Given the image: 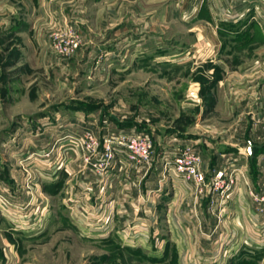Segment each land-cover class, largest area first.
<instances>
[{"label": "crops", "instance_id": "0c3cea01", "mask_svg": "<svg viewBox=\"0 0 264 264\" xmlns=\"http://www.w3.org/2000/svg\"><path fill=\"white\" fill-rule=\"evenodd\" d=\"M52 1L0 0V100L8 101V105L16 100L27 104L40 98L37 71L48 62V21L65 17L61 7L49 3ZM146 1L150 4L164 2ZM93 2L99 12L116 13L120 17L126 12L133 17L138 15L140 3L145 0ZM169 3L175 4L178 17L184 23L179 36L193 33L197 42L191 49L195 48L197 54L211 51L210 56L201 57V54V58L192 63L194 80L189 89L193 88L196 95L191 96L194 98L187 100L185 108L181 109V114H195V121L187 129L175 126L164 127L165 130L153 128L151 135L156 131L153 163L146 173L128 166L123 156L116 153L108 169L109 175L99 174L83 162V156L70 157L68 144L72 142L53 133L50 143L57 146L55 154L61 147H66L64 156L48 160L50 170L41 176L49 183L44 185V191L62 199L61 204L70 211V220L81 209H96L99 217L95 225L105 226L109 229L107 233L113 231L111 225L115 226V219L120 229L132 225L128 234L126 230L114 231L118 236L129 235L131 241H149V236H157V229L162 227L161 242L167 244L165 247L176 246L179 264H248L244 260L253 259L257 254L262 259L259 264H264V235L258 234L252 224L254 204L248 194L249 188L259 189L264 177V129L257 121V117L264 114V0H171ZM75 4L79 6L72 0V5H66L65 9ZM164 8L161 11H165ZM102 25L103 29L98 31L100 36L113 29L109 25L105 27L106 23ZM117 25L116 22L114 27ZM114 31L116 37L105 38L97 48L104 53L105 59L114 57L116 65H125L121 69L124 71L138 61L132 56L139 51V45L133 32L123 39L117 37L116 29ZM184 38L179 37L178 60L154 61L168 66L175 62L180 68L187 66V60L181 58V52L189 50L186 43H182ZM93 46L89 53L96 50V45ZM168 49L165 45L162 51ZM126 52H130L131 58L124 62L121 59ZM186 107H189L188 113L184 112ZM215 115L225 116L228 122L199 126ZM116 120L120 129L140 128ZM88 124L90 122H83L80 127L86 128ZM75 125L74 122L70 124L71 129L67 132L75 133L72 128ZM24 127L27 130V126ZM204 130L216 132L214 145L211 136L203 139ZM41 142L34 140V143ZM249 143L261 146L253 149L252 158L246 153ZM184 146L194 147L201 155L208 183L219 170L238 169L234 175V190L222 204L209 190L196 196L191 183L176 180L163 170L165 160ZM156 148L158 152L154 153ZM99 159V155L92 156L93 162ZM211 201L215 206L210 210ZM143 225L145 227L141 228ZM207 228L211 230L210 237L203 233ZM202 239L211 240V250H205ZM186 242H194V245L181 249ZM223 243L230 245L227 250L222 248ZM165 251V257H168V249Z\"/></svg>", "mask_w": 264, "mask_h": 264}, {"label": "rangeland", "instance_id": "374dc122", "mask_svg": "<svg viewBox=\"0 0 264 264\" xmlns=\"http://www.w3.org/2000/svg\"><path fill=\"white\" fill-rule=\"evenodd\" d=\"M73 1L79 6L75 4L65 9L66 5H72V0L49 2L56 8L61 7L65 17L48 21V62L37 71L40 98L27 104L16 100L10 104L13 107L7 104L8 101L0 100V264H179L176 246L165 247L167 244L161 242L162 227L157 229L159 236L150 235L149 241L136 242L131 241L129 235L122 233L118 236L114 232L126 230L128 234L132 228L130 224L120 229L115 219L110 233L105 226L97 227L99 211L96 209H81L70 220V211L61 204L62 199L51 197L47 190L44 191V185L49 183L41 176L50 170L47 165L50 159L64 156L66 146L55 154L57 146L50 143V137L55 133L61 139L69 140L64 134L70 133L67 130L71 129L73 122L76 123L72 127L75 133H70L71 136L79 137L88 131L101 141L109 133L131 130L118 128L116 118L124 125L139 126V131L149 134L152 140L156 133L151 135L153 128L165 130L164 127L175 126L187 129L196 118L195 114L188 113L189 107L184 109L188 114H181L185 102L196 95L193 88L189 89L194 80L192 63L210 56L211 51L197 54L195 48L191 49L197 42L195 35L179 36L184 23L178 17L175 4H168L171 0L156 1L155 5L145 0L140 3L138 15L133 17L126 12L122 17L116 13L99 12L94 0ZM163 8L164 12L161 11ZM116 22L118 25L114 27ZM104 23L105 27L109 25L113 29L100 36L98 31L103 29ZM65 28L74 31L80 39V47L68 59L58 57L51 48V35ZM115 29L117 37L123 39L133 32L139 45V51L132 56L138 61L124 71L121 69L125 65H116L112 56L105 59L104 53L97 48L105 38L116 37ZM179 37H185L182 43H186L189 49L186 53L181 52L187 66L180 68L175 62L168 66L154 61L178 60ZM90 40H93L91 44L88 43ZM93 44L96 50L89 53ZM165 45L169 49L162 51ZM130 58V52H126L121 60L125 62ZM83 122L90 124L82 128ZM227 122L225 116L215 115L199 126ZM203 132V139L211 136L214 145L216 132ZM36 139L42 142L34 143ZM68 146L70 157L83 156L77 142ZM155 152H158L157 148ZM203 233L205 237L211 236L209 228ZM202 240L205 250H211V240ZM190 245L193 246L194 242H186L180 247ZM229 246L223 243L222 248ZM166 249L168 257H165ZM244 261L259 264L262 259L257 254Z\"/></svg>", "mask_w": 264, "mask_h": 264}, {"label": "built area", "instance_id": "2783aa9c", "mask_svg": "<svg viewBox=\"0 0 264 264\" xmlns=\"http://www.w3.org/2000/svg\"><path fill=\"white\" fill-rule=\"evenodd\" d=\"M79 47V36L71 29H58L51 35V48L62 59L72 57ZM257 121L264 129V114L257 117ZM66 137L70 142L75 141L79 144L84 153L83 162L104 176L109 175L108 169L116 153L123 156L125 164L140 172L146 173L151 169L153 140L147 133L135 129L129 131L119 130L115 134H107L102 141L88 131L79 137L71 136V134ZM98 155L100 159L93 162L92 156ZM202 164L203 161L199 152L192 146H184L172 158L165 160L163 170L171 173L172 178L176 180L191 183L196 196H200L206 190H209V193L216 196L218 202L222 204L234 190V175L238 172V169L227 170L225 168L219 170L208 183ZM248 194L254 204L252 224L255 226L256 232H259L258 234L264 235V177L259 189L249 188ZM214 206V202L211 201L210 210Z\"/></svg>", "mask_w": 264, "mask_h": 264}, {"label": "water", "instance_id": "95a60500", "mask_svg": "<svg viewBox=\"0 0 264 264\" xmlns=\"http://www.w3.org/2000/svg\"><path fill=\"white\" fill-rule=\"evenodd\" d=\"M261 146H256V145H253L251 143H249V146L246 150V153L250 156V158L253 157V149H260Z\"/></svg>", "mask_w": 264, "mask_h": 264}]
</instances>
